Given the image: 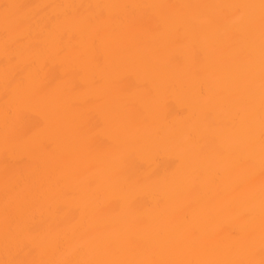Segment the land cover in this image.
Here are the masks:
<instances>
[{
    "label": "bare ground",
    "instance_id": "bare-ground-1",
    "mask_svg": "<svg viewBox=\"0 0 264 264\" xmlns=\"http://www.w3.org/2000/svg\"><path fill=\"white\" fill-rule=\"evenodd\" d=\"M262 156L261 0H0V264H260Z\"/></svg>",
    "mask_w": 264,
    "mask_h": 264
},
{
    "label": "snow or ice",
    "instance_id": "snow-or-ice-1",
    "mask_svg": "<svg viewBox=\"0 0 264 264\" xmlns=\"http://www.w3.org/2000/svg\"><path fill=\"white\" fill-rule=\"evenodd\" d=\"M3 7V23L5 25V36H9L10 32H16L21 34L24 31V23L26 17L21 14L22 10L26 7L25 5L18 3H6ZM96 7H103L96 5ZM261 9L264 12V0H261ZM7 46V39L5 41ZM262 168H264V156L261 161ZM262 215H264V190H262ZM262 231H264V225H262ZM262 259L260 264H264V245L261 247ZM248 264H255L254 261H249Z\"/></svg>",
    "mask_w": 264,
    "mask_h": 264
}]
</instances>
